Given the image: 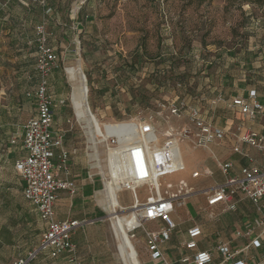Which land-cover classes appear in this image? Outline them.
<instances>
[{"label":"rangeland","instance_id":"374dc122","mask_svg":"<svg viewBox=\"0 0 264 264\" xmlns=\"http://www.w3.org/2000/svg\"><path fill=\"white\" fill-rule=\"evenodd\" d=\"M33 4L30 5L35 10L30 24L33 32L29 34L33 41V50L28 52L31 54L30 61L26 64L0 63V264H8L6 259L11 255L14 258L24 257L39 245L45 232V225L37 209L22 195V180L14 168V158L19 149L10 144V140L22 132L25 123L35 113V101L27 96V92L33 91L39 82L35 25L45 22L50 33L53 26H58V21L61 25L70 24L71 11L93 15L94 36L88 39L80 34L75 48L72 47L75 52H71L67 59L64 52L66 60H59L58 68L50 74L49 87L53 91L66 93L65 106L57 110L54 108L56 127L65 136L71 135V145L77 144L86 149L88 165L101 179L102 174L96 166L95 152L86 129L84 131L76 121L79 116L74 111L77 102L74 66L80 65L83 69L88 88V105L94 124L100 127L97 118L101 122L114 119L97 117L93 110L91 102L95 97L98 100L102 98V84H97L98 81L104 80V87L111 88L110 93L122 94V84L118 78L125 77L129 80L128 88L136 90L143 98L137 104V108H140L138 113H146L158 102L164 101L160 94L161 88L167 87V81L172 90L176 89L177 82L183 86L185 84L187 90H194L195 83L190 86V71L193 72L192 76H198L204 69L214 73L219 53L245 49L251 38L257 35L262 38L264 35V7L255 3L241 5L239 0H46L45 7L38 2ZM50 38L58 40L55 33L50 34ZM51 42L57 54L62 56L61 51H65V47L58 41ZM195 54H199L204 62L196 59ZM92 55L95 57L94 63H87V60H92ZM207 61L212 63L206 65ZM12 118L16 120L14 124L11 123ZM160 129L165 130L166 127L161 125ZM185 143H182V149L188 158L191 151ZM97 151L103 170L107 173L105 143H100ZM173 180V176H166L162 182ZM120 184L121 180L117 192ZM138 194L140 202H144L147 196L145 189H139ZM117 196L120 204L117 214H110L104 199L93 208L97 212L96 216L103 215L106 222L83 227L85 240L81 248L94 254L95 264H125L120 238L112 223L113 216L119 215L128 251L139 258L142 264V253L146 251L144 232L140 229L128 233L136 224L132 216H128L129 209L126 208L133 204L132 196L128 191L118 192ZM195 198L200 200L202 195ZM204 206L198 205V217L201 214L207 216V212L203 211ZM93 220L95 214L88 218V221ZM146 228L156 227L148 223Z\"/></svg>","mask_w":264,"mask_h":264},{"label":"built area","instance_id":"2783aa9c","mask_svg":"<svg viewBox=\"0 0 264 264\" xmlns=\"http://www.w3.org/2000/svg\"><path fill=\"white\" fill-rule=\"evenodd\" d=\"M33 1L44 7L47 5L46 0ZM35 46L39 82L27 96L34 99L36 113L25 123L22 132L10 140V144L19 145L25 152L24 157L15 161L14 167L22 180V195L37 209L45 225V232L38 247L18 258L13 264H28L45 252L51 259L64 254L73 256L76 251L74 232L92 223L88 220L56 218L55 206L59 195L66 192L73 197L77 194L78 187L76 182L70 179V159L73 151L64 146L63 131L53 130L55 110L54 99L50 94L49 76L58 68L59 57L50 44V33L45 22L36 26ZM174 54H177L176 51ZM195 58L204 62L199 54H195ZM211 63L207 61L206 65ZM175 87L178 91L184 88L181 82L175 83ZM65 102L63 99L59 101L62 105ZM209 104L211 107L223 104L230 111L238 110L249 122H254L264 108V102L259 100L256 90L250 91L247 97L230 98L219 93L209 100ZM76 121L84 131L86 129L89 137L90 127L77 117ZM161 125L166 129L161 130ZM96 126L98 124L95 125V130ZM97 128L98 138L105 143L108 171L113 177H121L119 194L128 191L133 199V204L126 208L129 212L134 211L137 223L128 233L142 229L145 249L152 263L171 264L165 257L164 248L178 229L174 215L186 206L188 199L196 194V190L185 179L176 182L162 181L166 176L183 170V142L192 143L194 148L209 149L225 140L227 131L208 121L197 104L181 95H177L173 100L158 102L146 113L139 112L136 116L120 122L106 121L102 128ZM233 135L234 152L244 155L248 162L239 171H234L230 162L219 163L224 182L206 193L207 207L203 210H210V219L216 220L218 217L211 209L217 204L224 203L228 211H235L239 200L251 201L259 217L234 232L235 238H251L256 231H259L260 235L264 234V169L255 164L253 157L243 152L242 145L247 144L259 152H264V135L254 130L243 132L242 127H238ZM203 174L209 176L211 172L208 169L197 170L192 173V178L197 179ZM101 177L104 184V201L108 208L105 177L103 174ZM139 189H145L147 192L142 203ZM150 222H160L161 225L157 229L146 228V224ZM214 235L215 250L222 255L224 262L247 264L242 261L234 262L236 254L232 251L231 242L223 239L220 233ZM134 236L133 234L132 237ZM203 236L201 225L188 229L181 247L192 254L183 256L177 264H212L213 252L198 249ZM251 241L252 245L259 246L257 239Z\"/></svg>","mask_w":264,"mask_h":264},{"label":"crops","instance_id":"0c3cea01","mask_svg":"<svg viewBox=\"0 0 264 264\" xmlns=\"http://www.w3.org/2000/svg\"><path fill=\"white\" fill-rule=\"evenodd\" d=\"M33 2L36 1L0 0V63L13 62L16 64H26L30 61L29 56L31 54H28V52L33 50L31 46L33 41H31L32 39H30L29 34L33 32L30 30V24L32 22V13L35 11L30 5L34 6ZM92 17L91 13L84 14L71 11V22L69 25H61L58 21V26L51 28L50 34L55 33V37L58 38L57 41L65 47V51H61L62 56L58 55L59 60L65 61L71 52H75L72 47L74 46L75 48L80 34H82L83 38L88 39L94 36ZM35 29L36 25L34 26V36ZM51 41L57 42L56 40ZM51 41L50 44L53 47L54 44ZM65 44L68 46H65ZM64 52L67 54L66 59L63 57ZM219 55L214 73L204 69L198 76H192L193 72H189L190 86L194 85V83L196 86L194 90H187L185 84L182 91H178L175 88L172 90V88H169V81L166 83V88H161L160 97L164 101L173 100L177 95H181L197 104L208 121L227 131L225 140L212 145L209 149L194 148L192 143H185L191 151L188 158L185 157L181 145V160L184 167L183 170L175 172L171 176L175 179L173 182L180 179L187 180L196 190V194L188 199L186 206L183 207L185 211L181 208L174 215V219L178 223V229L171 241L164 248L165 257L171 264H177L183 256L192 254L191 251L182 248L181 244L186 238L188 229L194 225H201L203 228L204 236L200 240L198 249L211 250L213 252L212 264H231V262H224L222 255L215 250V233H220L223 239L231 242L232 251L236 254L234 262L242 261L247 264H264V234L260 235V232L256 231L251 238L234 237L236 230L243 229L246 224L254 222L259 217V213L251 201L247 199L239 200L235 211H228L224 203L217 204L211 209L218 217L214 221H211L208 215L210 210L205 211L207 212V216L201 214V217H198L196 213L198 205L203 204L205 205L204 208L207 207L206 193L224 182V176L219 168V163L230 162L233 165L234 171H239L248 162L244 155L236 153L233 150L235 145L233 134L236 133L237 128L242 127L243 132L254 130L264 135V108L254 122H249L238 110L230 111L223 104H219L216 107H211L209 104V100L215 98L219 93H223L226 97L230 98L236 96L247 97L252 90H256L259 100L262 103L264 102V35L262 38L258 35L251 38L245 49H237L236 51H230V53L221 52ZM92 57V60H87V63H94L95 57L94 55ZM118 80L122 84L120 88L123 92L122 94L110 93L111 88L104 87V80L97 82V84H102V98L99 100L97 99L98 97L94 98V101L91 102L93 110L97 117H111L114 119L102 120L103 122L129 119L136 116L140 109L137 108V104L143 98H141L136 90H134V93L133 90L128 88L127 83L129 80H126L125 77L118 78ZM50 94L54 99V108L56 110L65 106L66 102L63 105L59 103L61 99L67 101L65 92L53 91L50 88ZM34 112L36 113V108ZM122 116H126L127 118H122ZM15 122L16 120L12 118L11 123L14 124ZM56 124L57 116L55 115L53 130L61 131V129L56 127ZM70 136H65L64 134V146L73 151L70 159V179L76 182L78 191L73 197L69 196L66 192H62L59 195L55 206L56 218L58 220H88V218H91L95 214V220L91 221V224H104L106 222L105 217L103 215L96 216L97 212L93 209L95 206H99L104 199L103 197L100 198L102 193L104 194L103 181L99 177L100 175L92 172L90 165H88L86 149L77 144L71 145ZM17 146L19 151L15 155L14 161L25 156V152L21 150L19 145ZM17 146L12 145L14 148H17ZM242 150L254 158L256 165L264 169V152H259L247 144L242 145ZM57 153L58 151L56 150V155ZM205 169H208L211 175L207 176L203 174L197 179L192 178L193 172L197 170L204 171ZM200 194L202 195V199H193L194 196ZM191 200L192 202L190 203ZM180 212L182 215H180ZM150 223L156 227L155 229L161 225L160 222ZM82 232H85L83 227L77 229L73 234V241L76 245V251L73 256L64 254L59 258L51 259L48 253L45 252L40 254L37 260L28 264H95L94 254L91 251H83L81 248V243L85 240ZM174 237L176 241H174ZM252 239H257L259 246L252 245ZM18 258H14L11 255L10 258L7 257L6 262L13 264ZM142 264H154L147 251L142 253Z\"/></svg>","mask_w":264,"mask_h":264},{"label":"bare ground","instance_id":"6f19581e","mask_svg":"<svg viewBox=\"0 0 264 264\" xmlns=\"http://www.w3.org/2000/svg\"><path fill=\"white\" fill-rule=\"evenodd\" d=\"M74 75H75L74 84L76 86V97H77V102L75 103L74 111L79 116V120L80 121L84 120L85 123L87 124V127H90L89 141L92 144V148L95 152L94 156L97 162L96 166L101 171L100 173H102L105 177V193L109 201L108 210L110 214L114 215L118 213L119 211L118 208L120 207V204L118 202V196H117L120 190H118L117 192V185L120 183L121 177L115 176L116 178L115 180L114 178H112L113 176L109 173V171L105 173L103 170V166H102V163H101L98 151H97L98 145L102 143V140H100V138H98L97 136L99 135V130L97 129V127L95 130L93 115H92L91 110L89 111V105L87 101V94H88L87 82H86V77L83 72V69L81 68L80 65L74 66ZM97 120L100 122V128H102V125L104 124V122H101L98 118ZM106 167L108 170V165ZM128 216H132L135 223H137L135 215H134V211L133 212L130 211ZM112 219H113L112 223L114 224L116 228V231L119 235L120 242L122 245V256H123L124 263L125 264H141L139 258L132 256L128 251L127 240L124 234L122 224L120 222L119 215L113 216Z\"/></svg>","mask_w":264,"mask_h":264},{"label":"trees","instance_id":"16d2710c","mask_svg":"<svg viewBox=\"0 0 264 264\" xmlns=\"http://www.w3.org/2000/svg\"><path fill=\"white\" fill-rule=\"evenodd\" d=\"M205 0H201V2H204ZM229 1V0H228ZM239 2L241 3V5L243 3H246V4H257L259 5L260 7H264V0H239Z\"/></svg>","mask_w":264,"mask_h":264}]
</instances>
